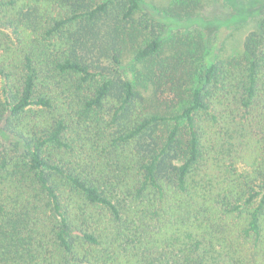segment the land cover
Here are the masks:
<instances>
[{
    "label": "trees",
    "instance_id": "16d2710c",
    "mask_svg": "<svg viewBox=\"0 0 264 264\" xmlns=\"http://www.w3.org/2000/svg\"><path fill=\"white\" fill-rule=\"evenodd\" d=\"M173 31L0 0V264H264V21L211 62Z\"/></svg>",
    "mask_w": 264,
    "mask_h": 264
},
{
    "label": "rangeland",
    "instance_id": "374dc122",
    "mask_svg": "<svg viewBox=\"0 0 264 264\" xmlns=\"http://www.w3.org/2000/svg\"><path fill=\"white\" fill-rule=\"evenodd\" d=\"M182 3L193 6L191 16L179 19L158 11ZM144 8L165 25L166 32L201 33L209 62L239 55L246 36L264 21V0H144Z\"/></svg>",
    "mask_w": 264,
    "mask_h": 264
}]
</instances>
